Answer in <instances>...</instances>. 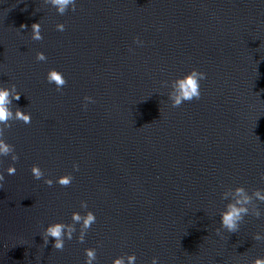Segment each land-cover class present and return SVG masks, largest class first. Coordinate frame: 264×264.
Returning <instances> with one entry per match:
<instances>
[{"label": "water", "instance_id": "water-1", "mask_svg": "<svg viewBox=\"0 0 264 264\" xmlns=\"http://www.w3.org/2000/svg\"><path fill=\"white\" fill-rule=\"evenodd\" d=\"M192 68L206 73L200 99L172 107L170 82ZM13 84V111L32 119L4 132L19 159L0 185V264H84L88 247L94 264L264 257V201L253 197L237 231L220 226L237 186L264 193V0H77L63 15L52 0H0V85ZM12 163L0 156V172ZM82 201L96 214L84 242L77 224L62 251L45 246L47 224H71Z\"/></svg>", "mask_w": 264, "mask_h": 264}, {"label": "clouds", "instance_id": "clouds-1", "mask_svg": "<svg viewBox=\"0 0 264 264\" xmlns=\"http://www.w3.org/2000/svg\"><path fill=\"white\" fill-rule=\"evenodd\" d=\"M52 3L59 14L63 15L69 7H71V10L75 11L77 0H52ZM22 27L24 26L22 25ZM56 29L63 32L65 25L59 23L56 25ZM31 30L32 40L39 41L43 39L41 25L39 23L33 24ZM135 42L137 44L142 43L138 38ZM36 59L38 61H46L47 57L44 52L38 51L36 53ZM206 78V73L204 71L192 68L190 71L181 76H177L172 80L170 82V91L168 93V98L171 101L172 107H179L184 102H191L194 99H200L201 81ZM46 80L49 84H54L57 91H60L67 83L63 72L53 68H50L47 71ZM13 99L17 101L20 99V92L17 91L16 86L14 84L10 87L0 85V156H11L13 161L7 169L0 172V185L4 182L5 172L10 176L16 174L17 168L15 162L19 159L15 153L14 145L8 143L4 138L5 129L10 128L12 126L11 122L13 121H21L24 124H30L32 119L31 113L28 111H23L19 108H16V110L13 111ZM84 100L87 102H94L90 96H85ZM73 168L74 170H78V165L74 164ZM31 174L36 180L43 179L44 183L49 187L54 183L51 178L44 177V172L37 164L31 166ZM261 178L264 179V174H262ZM72 180V175L64 174L56 177L55 183L62 187H66L71 184ZM232 196L234 198L233 202L227 204L225 210L220 214V226L228 232H235L238 230V225L243 216L248 213L246 205L252 202L253 197L257 200L264 201V193L259 189L253 192L252 195H249L242 186H237L232 193ZM80 206L82 209H85V211L83 214H81L80 211H73L71 224L60 221L47 224L43 231L45 246L49 242V237H52L54 238L52 247L57 251H62L65 246V240H72L74 233L77 232V224L79 225V235L77 239L80 243L84 242L87 230L96 222V214L88 209L86 202L82 201ZM257 215H259V213H257ZM217 234H219V232ZM254 239L261 241L264 240V236L257 234ZM84 254V264H94L97 260V249L94 247L85 248ZM136 260L137 257L135 253L118 255L112 258L111 264H136ZM151 264H158V258L153 256ZM254 264H264V257H257Z\"/></svg>", "mask_w": 264, "mask_h": 264}]
</instances>
